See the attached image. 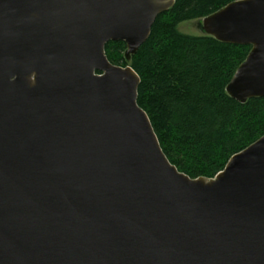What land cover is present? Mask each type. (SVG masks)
Here are the masks:
<instances>
[{
  "label": "water",
  "instance_id": "obj_1",
  "mask_svg": "<svg viewBox=\"0 0 264 264\" xmlns=\"http://www.w3.org/2000/svg\"><path fill=\"white\" fill-rule=\"evenodd\" d=\"M176 0H0V264H264V136L215 178L164 154L127 61ZM202 30L250 46L227 86L264 97V0Z\"/></svg>",
  "mask_w": 264,
  "mask_h": 264
},
{
  "label": "trees",
  "instance_id": "obj_2",
  "mask_svg": "<svg viewBox=\"0 0 264 264\" xmlns=\"http://www.w3.org/2000/svg\"><path fill=\"white\" fill-rule=\"evenodd\" d=\"M236 1L176 0L130 61L124 42L105 49L113 65L138 74V105L170 163L192 179L215 178L234 155L264 136V97L242 104L226 90L251 47L178 31L182 23L203 20Z\"/></svg>",
  "mask_w": 264,
  "mask_h": 264
},
{
  "label": "rangeland",
  "instance_id": "obj_3",
  "mask_svg": "<svg viewBox=\"0 0 264 264\" xmlns=\"http://www.w3.org/2000/svg\"><path fill=\"white\" fill-rule=\"evenodd\" d=\"M178 31L190 36H209L202 30V20L184 22L179 25Z\"/></svg>",
  "mask_w": 264,
  "mask_h": 264
}]
</instances>
